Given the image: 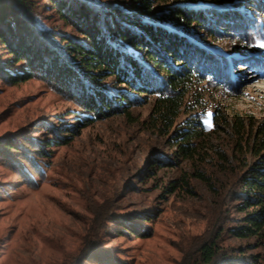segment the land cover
I'll return each instance as SVG.
<instances>
[{"label":"trees","instance_id":"trees-1","mask_svg":"<svg viewBox=\"0 0 264 264\" xmlns=\"http://www.w3.org/2000/svg\"><path fill=\"white\" fill-rule=\"evenodd\" d=\"M46 1L50 5L43 9L54 11L59 21L79 37L51 27L34 0H0V46L10 58L3 61L0 56V81L9 86L31 79L47 82L53 92L77 107V124L58 121L54 126L42 121L40 131L46 136L42 141L22 130L0 137V163L33 184L29 173L43 177L39 165L48 157L45 148L65 145L69 137L94 121L117 114L128 116L130 108L152 99L151 127L159 136L169 138L174 151L173 157L154 153L149 162L158 168H176L178 160L191 164L197 159L203 164L210 155L200 140H209L221 123L233 133L242 158V173L233 183L239 182L238 189L228 196L234 202L229 210L242 216L230 227L228 211L213 210L205 229L181 250L177 264H261L259 258L244 256V250H236L226 240L254 239L257 245L248 250L264 242V124L255 126L251 117L245 119L238 114L228 122L218 110L211 116L215 130L208 133L201 122L203 111L195 114L204 106L200 92L204 88L199 86L214 79L224 84L226 66H232V60L225 62L207 46L234 39L233 33L242 30L251 33L244 17L261 21L264 4L253 5L252 0L229 4L227 0H131L123 7L109 1ZM159 2L166 7L158 9L155 4ZM231 48L222 50L228 53ZM182 116L185 119L177 124ZM218 156L221 163L235 160L233 152ZM225 166L220 167L225 170ZM198 168L189 177L215 193L218 180L213 182ZM181 184L182 189L189 186L185 178ZM176 190L172 183L168 193ZM103 213L94 212L96 225H104L97 219L101 220ZM148 216L144 212L109 213L105 234L127 230L129 235L144 238L149 231L139 222L149 221ZM94 261L120 264L108 251L89 241L69 264Z\"/></svg>","mask_w":264,"mask_h":264},{"label":"rangeland","instance_id":"rangeland-1","mask_svg":"<svg viewBox=\"0 0 264 264\" xmlns=\"http://www.w3.org/2000/svg\"><path fill=\"white\" fill-rule=\"evenodd\" d=\"M34 1L51 27L78 36L59 21L54 11L43 9L44 5H50L48 1ZM95 1H109L123 7L131 2ZM238 1L248 0H227V3ZM252 1L256 2L253 5L264 4V0ZM155 5L158 9L166 7L163 2ZM244 19L249 22L251 33L231 32L234 39L207 46L208 51L222 56L225 62L232 60V66H226L224 84L214 79L199 86L204 88L200 91L204 106L195 115L203 111L201 122L208 133L215 130L211 116L218 110L228 122L238 114L245 119L251 117L255 126L264 124V47H261L264 18L255 22L250 17ZM225 47L234 49L225 53L222 50ZM1 55L3 61L10 59L0 46ZM256 63L259 65L253 66ZM152 102L147 99L140 106L130 108L128 116L117 114L96 120L69 137L67 144L45 148L48 157L39 165L43 177L29 173L33 184L0 163V264H69L86 241L108 251L120 264H177L181 250L205 229L213 210L228 211L227 226L236 224L233 221L242 215L229 210L234 202L228 196L238 189L239 182L233 183L242 173L239 168L242 158L231 130L220 123L215 135L200 140L201 147L210 155L203 164L197 159L191 164L178 160L176 168H158L149 162L150 155L173 157L174 149L168 137L159 136L151 127ZM76 111L74 103L53 92L41 79L14 86L0 81V137L22 130L42 141L46 137L40 131L42 121L54 126L59 125L58 121L75 125ZM231 152L235 160L221 163L218 155ZM222 164L228 165L225 170L220 167ZM196 168L205 171L213 182L218 180L214 184L215 193L206 184L189 177ZM184 178L189 186L182 189L180 181ZM172 183L177 189L174 194L168 193ZM100 210L104 213L101 220L97 219L105 226L94 222V212ZM143 212L150 217L149 221L139 222L149 231L144 238L129 235L127 230L105 234L108 225L105 217L109 213ZM226 243L264 264V242L252 250L248 248L257 245L254 239L227 238Z\"/></svg>","mask_w":264,"mask_h":264},{"label":"snow or ice","instance_id":"snow-or-ice-1","mask_svg":"<svg viewBox=\"0 0 264 264\" xmlns=\"http://www.w3.org/2000/svg\"><path fill=\"white\" fill-rule=\"evenodd\" d=\"M261 47H264V45H261Z\"/></svg>","mask_w":264,"mask_h":264}]
</instances>
